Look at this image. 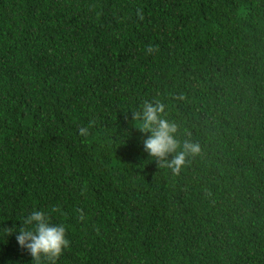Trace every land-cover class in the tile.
<instances>
[{"label": "trees", "instance_id": "16d2710c", "mask_svg": "<svg viewBox=\"0 0 264 264\" xmlns=\"http://www.w3.org/2000/svg\"><path fill=\"white\" fill-rule=\"evenodd\" d=\"M34 209L55 264H264V0H0V227ZM0 264L36 262L0 232Z\"/></svg>", "mask_w": 264, "mask_h": 264}, {"label": "clouds", "instance_id": "9594fccd", "mask_svg": "<svg viewBox=\"0 0 264 264\" xmlns=\"http://www.w3.org/2000/svg\"><path fill=\"white\" fill-rule=\"evenodd\" d=\"M163 108L164 105L159 101L155 104L145 102L142 113L135 114L134 120L136 127L149 133L143 141L145 150L149 155L161 158V162L167 163L175 172L185 163L186 153H196L199 147L194 143L185 142L177 151L178 141L174 136L176 125L162 117ZM79 131L82 135L88 134L86 127L80 128ZM173 152L176 154L170 161L163 160ZM19 221L18 227L16 224L0 227L3 238L14 234L17 245L26 249L36 264H41L42 260L55 264L56 258L69 245L65 226L62 223H52L48 213L41 209L30 211Z\"/></svg>", "mask_w": 264, "mask_h": 264}]
</instances>
